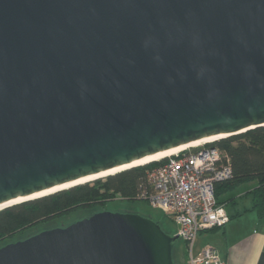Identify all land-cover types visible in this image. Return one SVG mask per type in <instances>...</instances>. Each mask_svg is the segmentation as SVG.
I'll use <instances>...</instances> for the list:
<instances>
[{
    "label": "water",
    "instance_id": "95a60500",
    "mask_svg": "<svg viewBox=\"0 0 264 264\" xmlns=\"http://www.w3.org/2000/svg\"><path fill=\"white\" fill-rule=\"evenodd\" d=\"M262 125L264 0H0V204ZM179 236L95 210L0 264H174Z\"/></svg>",
    "mask_w": 264,
    "mask_h": 264
},
{
    "label": "trees",
    "instance_id": "16d2710c",
    "mask_svg": "<svg viewBox=\"0 0 264 264\" xmlns=\"http://www.w3.org/2000/svg\"><path fill=\"white\" fill-rule=\"evenodd\" d=\"M212 143L221 150L222 160L231 168L227 179L214 184L217 203L225 205L219 199L224 191L254 181V185L247 190L251 204L243 211L254 210L259 217H264V125L219 138ZM163 161L164 158H161L135 165L0 210V243L4 244L10 237L71 214L101 210L115 196L130 202H147L144 195L154 192L152 170ZM214 228L218 227L210 229Z\"/></svg>",
    "mask_w": 264,
    "mask_h": 264
},
{
    "label": "built area",
    "instance_id": "2783aa9c",
    "mask_svg": "<svg viewBox=\"0 0 264 264\" xmlns=\"http://www.w3.org/2000/svg\"><path fill=\"white\" fill-rule=\"evenodd\" d=\"M213 141L165 157L152 170L154 192L144 195L148 204L168 213L177 225L176 234L186 244L185 264H224L216 247L194 246L201 231L229 220L224 204L217 203L214 184L227 179L231 168Z\"/></svg>",
    "mask_w": 264,
    "mask_h": 264
},
{
    "label": "rangeland",
    "instance_id": "374dc122",
    "mask_svg": "<svg viewBox=\"0 0 264 264\" xmlns=\"http://www.w3.org/2000/svg\"><path fill=\"white\" fill-rule=\"evenodd\" d=\"M253 185H254V181L245 182L243 184L233 187L228 191L227 190L224 191L220 195L219 199L225 203L224 206L227 212L228 210H233V208L235 207L236 209H238L251 204V198L248 195L247 190L249 189V187H252ZM103 209L112 210V211L118 209L119 211L137 212L142 215L149 216L155 221L159 222L161 227L166 232L176 233L177 230V225L174 223L173 219L171 218L170 215H168V213L160 210L159 208H155L151 206L147 202H143V201L130 202L119 196H115L112 200H110L105 204ZM93 211L95 210L87 211V212L82 211L81 213L71 214L69 216H65L63 218L48 223L38 225L32 229L27 230L26 232H24V234H19L15 237H10L9 239H7V242L25 238L42 229L66 225L74 220L80 219L86 215L91 214ZM221 227L222 226L218 227L213 232L208 231V229L201 231L194 242L195 249L197 250V248H200L203 245H207V244L212 245L216 248H221V233H222ZM2 243H0V245H2ZM173 257H174V264H185L186 262V244L180 238L175 243L173 249Z\"/></svg>",
    "mask_w": 264,
    "mask_h": 264
},
{
    "label": "crops",
    "instance_id": "0c3cea01",
    "mask_svg": "<svg viewBox=\"0 0 264 264\" xmlns=\"http://www.w3.org/2000/svg\"><path fill=\"white\" fill-rule=\"evenodd\" d=\"M249 206L228 210L229 220L221 227V248H217L224 264H264V217L254 210L243 211Z\"/></svg>",
    "mask_w": 264,
    "mask_h": 264
},
{
    "label": "bare ground",
    "instance_id": "6f19581e",
    "mask_svg": "<svg viewBox=\"0 0 264 264\" xmlns=\"http://www.w3.org/2000/svg\"><path fill=\"white\" fill-rule=\"evenodd\" d=\"M223 135L224 134H217V135H211V136L199 138V139L190 141L188 143H184V144H181V145H178V146H175V147H171L169 149H166V150L157 152V153L152 154L150 156H146V157H144V158H142L140 160H136L135 162H132L130 164H126V165H122V166H118V167L109 169V170H107L105 172H102V173L97 174V175H94V176L85 177V178L76 180L74 182H70V183H67V184H63L61 186H57V187L51 188V189L46 190V191H43V192H39V193H37L35 195H31L29 197L17 198L15 200H11L9 202H5L3 204H0V209L2 207H4L5 205H11L13 203H17L19 201H22L23 199H28L30 197H36V196H39V195L49 194L52 191H55V190H58V189H62V188H68L71 185H73L74 183H81V182H84L86 180L93 179L94 177H99V175L103 176V175H107V174H114V173H116L118 171H121L123 169H126L127 167H130L132 165H140V164H144V163H147V162H150V161H153V160H158V159H161V158H165V157H167L169 155H172V154H174L176 152H179L181 150L187 149L189 147H195V146L202 145L204 143H208V142L213 141V140H217V139L223 137Z\"/></svg>",
    "mask_w": 264,
    "mask_h": 264
}]
</instances>
